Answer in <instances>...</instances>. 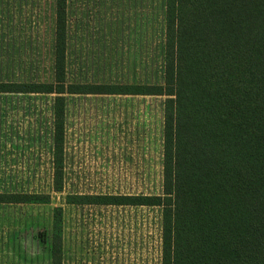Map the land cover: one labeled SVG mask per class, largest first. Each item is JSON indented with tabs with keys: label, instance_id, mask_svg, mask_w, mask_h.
Returning <instances> with one entry per match:
<instances>
[{
	"label": "rangeland",
	"instance_id": "1",
	"mask_svg": "<svg viewBox=\"0 0 264 264\" xmlns=\"http://www.w3.org/2000/svg\"><path fill=\"white\" fill-rule=\"evenodd\" d=\"M163 13V0H66L67 80L155 81ZM53 15L54 0H0V81L50 79ZM163 98L67 94L55 192L52 95L0 92V192L50 194L45 204L0 202V264H49L54 206L62 264H159L158 207L69 204L66 194L159 193Z\"/></svg>",
	"mask_w": 264,
	"mask_h": 264
},
{
	"label": "trees",
	"instance_id": "2",
	"mask_svg": "<svg viewBox=\"0 0 264 264\" xmlns=\"http://www.w3.org/2000/svg\"><path fill=\"white\" fill-rule=\"evenodd\" d=\"M163 9L155 81L67 80L66 0H54L50 79L0 81V92L52 95L55 192L64 184L67 94L163 96L160 192L69 193L66 202L158 207L159 264H264V0H163ZM49 198L0 192L3 203ZM61 229L54 206L49 264H62Z\"/></svg>",
	"mask_w": 264,
	"mask_h": 264
}]
</instances>
